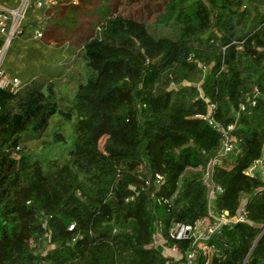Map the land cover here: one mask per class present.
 Here are the masks:
<instances>
[{"label":"trees","instance_id":"trees-1","mask_svg":"<svg viewBox=\"0 0 264 264\" xmlns=\"http://www.w3.org/2000/svg\"><path fill=\"white\" fill-rule=\"evenodd\" d=\"M87 2L58 4L74 26ZM97 5L74 85L42 76L16 95L0 89V264H181L190 240L167 257L156 222L170 241L175 221L241 204L248 221L222 226L195 264H264V179L244 173L264 151V0ZM208 103L236 141L212 197L204 177L221 133L201 117ZM155 173L169 204L151 195Z\"/></svg>","mask_w":264,"mask_h":264},{"label":"built area","instance_id":"built-area-1","mask_svg":"<svg viewBox=\"0 0 264 264\" xmlns=\"http://www.w3.org/2000/svg\"><path fill=\"white\" fill-rule=\"evenodd\" d=\"M68 2L77 4L78 0H68ZM59 3V0H8L5 3L0 2V89L7 90L13 95L18 94L29 83V80H24L17 74H12L7 71L3 65V59L5 50L10 44L11 40L23 33V23L27 17V11L33 9H51L53 6ZM33 37L40 39L43 35L40 23L33 27ZM254 104V101H252ZM216 105L214 103H208V111L201 117L207 120L218 132L221 133V147L209 161L205 172V183L209 188V197H212L216 193L222 192V188L215 185L212 180L214 166L217 165L221 158L226 157L229 153L235 150V138L231 134L234 127L233 124L223 126L214 118V110ZM237 153V151H235ZM145 167L141 166L143 171ZM244 173L248 176L259 175L264 179V151L260 158L256 159ZM165 177L160 173H155L154 180L152 182L154 189L151 193L152 197L154 192L159 190V187L164 183ZM145 185L150 186V179L145 178ZM155 201L160 203H168V199L161 197H155ZM248 221L246 217L245 204H241L239 211L235 216H228V214L222 210L220 214H214L209 211L208 216L198 219L193 223H185L175 221L169 228L168 236L170 241L163 233L164 225L161 221L156 222V229L152 234L153 244L163 246L167 257H173L178 259L176 255L180 253L179 242L183 240H190L189 247L184 251V261L181 264H195V260L199 254L211 256L216 249L208 244L209 238L216 232H218L222 226L228 225L234 222ZM73 228L71 224L69 229ZM264 230V227L262 231ZM47 238H50V232L45 233ZM32 244L33 240L29 239ZM205 264H209L207 261Z\"/></svg>","mask_w":264,"mask_h":264},{"label":"rangeland","instance_id":"rangeland-1","mask_svg":"<svg viewBox=\"0 0 264 264\" xmlns=\"http://www.w3.org/2000/svg\"><path fill=\"white\" fill-rule=\"evenodd\" d=\"M8 0H0L5 3ZM87 4L79 10L78 22L73 24L64 19L65 10L56 4L51 9H33L27 11L24 20L23 33L13 38L5 50L3 65L8 72L17 74L23 79L63 78V82L72 86L74 81L67 78L75 72L80 64L75 53L79 51L78 43L84 32L95 25L96 14L101 8L96 5L100 0H87ZM78 3V2H77ZM40 23L43 35L40 39L33 37L31 23ZM163 32L165 31L162 29ZM83 34V35H82ZM49 35L52 37H49ZM41 139L28 140L29 145L35 148ZM106 139L100 143L104 150Z\"/></svg>","mask_w":264,"mask_h":264},{"label":"crops","instance_id":"crops-1","mask_svg":"<svg viewBox=\"0 0 264 264\" xmlns=\"http://www.w3.org/2000/svg\"><path fill=\"white\" fill-rule=\"evenodd\" d=\"M23 79V78H22ZM25 80H29V79H25ZM31 80V79H30Z\"/></svg>","mask_w":264,"mask_h":264}]
</instances>
